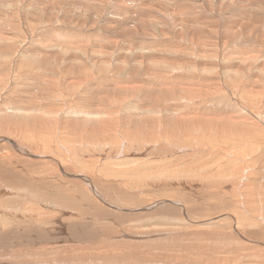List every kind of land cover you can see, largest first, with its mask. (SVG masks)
I'll return each instance as SVG.
<instances>
[{
	"label": "bare ground",
	"instance_id": "1",
	"mask_svg": "<svg viewBox=\"0 0 264 264\" xmlns=\"http://www.w3.org/2000/svg\"><path fill=\"white\" fill-rule=\"evenodd\" d=\"M0 264H264V0H0Z\"/></svg>",
	"mask_w": 264,
	"mask_h": 264
}]
</instances>
